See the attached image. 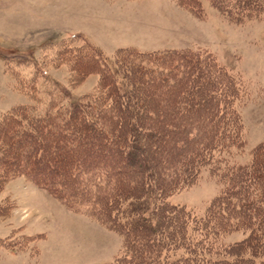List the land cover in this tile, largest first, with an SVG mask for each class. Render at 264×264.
<instances>
[{
    "label": "trees",
    "instance_id": "obj_1",
    "mask_svg": "<svg viewBox=\"0 0 264 264\" xmlns=\"http://www.w3.org/2000/svg\"><path fill=\"white\" fill-rule=\"evenodd\" d=\"M203 1L175 0L201 19ZM206 1L230 24L264 18V0ZM42 61L34 79L50 77ZM51 64L68 68L72 87L93 74L98 83L74 97L55 82L48 102L32 92L34 104L0 116V193L23 177L121 234L123 253L106 264H264V142L249 163L231 160L246 145L240 77L206 48L127 47L108 59L82 35L62 41ZM205 169L222 188L202 217L169 202ZM14 208L0 201V218Z\"/></svg>",
    "mask_w": 264,
    "mask_h": 264
},
{
    "label": "rangeland",
    "instance_id": "obj_2",
    "mask_svg": "<svg viewBox=\"0 0 264 264\" xmlns=\"http://www.w3.org/2000/svg\"><path fill=\"white\" fill-rule=\"evenodd\" d=\"M203 5L206 16L201 19L175 0H0V116L36 99L48 102L46 91L55 92V82L74 97L96 87L98 74L72 87L68 68L51 64L61 42L73 36L82 35L108 59L127 47L142 52L206 48L243 80L238 110L246 145L231 160L249 163L253 150L264 142V18L238 26L206 0ZM41 61L48 62L50 77L34 79ZM221 184L205 169L194 186L169 202L202 217ZM5 199L15 208L9 217L0 218V264H106L123 253L121 234L86 213L68 210L23 177L6 185L0 193V201ZM23 236L36 237L25 251L19 250ZM245 237L239 232L227 241ZM9 241L17 245L4 243Z\"/></svg>",
    "mask_w": 264,
    "mask_h": 264
}]
</instances>
